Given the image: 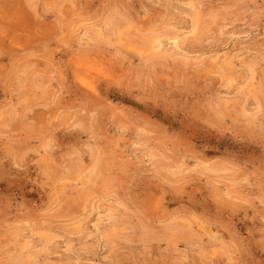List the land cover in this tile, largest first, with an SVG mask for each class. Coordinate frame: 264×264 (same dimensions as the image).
I'll return each mask as SVG.
<instances>
[{
  "label": "rangeland",
  "instance_id": "obj_1",
  "mask_svg": "<svg viewBox=\"0 0 264 264\" xmlns=\"http://www.w3.org/2000/svg\"><path fill=\"white\" fill-rule=\"evenodd\" d=\"M0 264H264V0H0Z\"/></svg>",
  "mask_w": 264,
  "mask_h": 264
},
{
  "label": "bare ground",
  "instance_id": "obj_2",
  "mask_svg": "<svg viewBox=\"0 0 264 264\" xmlns=\"http://www.w3.org/2000/svg\"><path fill=\"white\" fill-rule=\"evenodd\" d=\"M75 63H76V62H75ZM93 74H94V73H93ZM81 76H82V75H81ZM91 76H92V75H91ZM91 76H90V77H91ZM96 76H97V75H96ZM90 77H89V78H90ZM94 78H95V77H94ZM97 80H98V79H97ZM88 82H89V81H88ZM93 82H94V81H93ZM93 82H92V83H93ZM92 83H91V84H92ZM94 83H95V82H94ZM94 85H95V84H94ZM89 86H90V85H89ZM89 86H88V87H89ZM92 86H93V85H92ZM95 87H96V86H95ZM97 87H98V85H97ZM97 87H96V89H97ZM92 88H93V87H92ZM86 90H87V89H86ZM84 91H85V90H84ZM86 93H87V92H86ZM97 93H98V91H97ZM90 95H91V94H90ZM96 95H97V94H96ZM93 96H94V95H93ZM44 169H45V168H44Z\"/></svg>",
  "mask_w": 264,
  "mask_h": 264
}]
</instances>
